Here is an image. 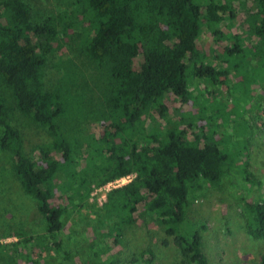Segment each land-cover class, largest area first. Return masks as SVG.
<instances>
[{"label":"trees","instance_id":"obj_1","mask_svg":"<svg viewBox=\"0 0 264 264\" xmlns=\"http://www.w3.org/2000/svg\"><path fill=\"white\" fill-rule=\"evenodd\" d=\"M204 1L212 0H73L68 13H52L32 22L26 3L0 0V77L10 88L14 109L53 135L52 141L33 145L34 156L26 152L20 131L9 122L10 107L0 92V146L11 151L20 186L34 200L44 221L40 234L16 231L12 251L18 243L44 240L45 247L55 253L62 251L70 262V253L61 248V217L85 201L94 187L134 173L126 183L111 187L99 208L112 243L117 244L122 230L134 221L133 213L141 211L172 236L184 264H209L198 228L185 221L187 187L198 177L216 184L238 157L239 144L229 149L214 134L216 119L226 117L223 107L213 105L216 109L206 113L196 101V112L206 128L199 127L190 141L187 128L191 123L183 116L179 118L183 126L174 127L169 134L153 131L143 135L140 126L143 113L159 106L167 95L185 101L191 78L224 82L217 80L215 68L196 49ZM252 2L256 11L249 16L252 25L255 18L259 20L253 30L258 41L243 44L236 38L223 47L226 53H241L245 58L246 73L236 87L239 100L264 77V0ZM227 16H232L231 10ZM71 32L82 53L106 71L104 105L111 117L97 134H87L81 142L64 126L81 115V96L71 70L66 68L64 77L51 89L42 81L44 54L60 35L70 36ZM137 54L140 60L131 66L130 59ZM243 209L250 217L247 232L264 238V202L244 200ZM108 249L103 245L79 264H112L101 258ZM6 256L14 262L15 254ZM151 261L150 254L125 264Z\"/></svg>","mask_w":264,"mask_h":264},{"label":"rangeland","instance_id":"obj_2","mask_svg":"<svg viewBox=\"0 0 264 264\" xmlns=\"http://www.w3.org/2000/svg\"><path fill=\"white\" fill-rule=\"evenodd\" d=\"M21 1L27 4L32 22H39L52 13H68L73 4V0ZM228 10L232 12L231 17L227 16ZM255 11L252 0L202 2L196 49L201 59L215 68L217 80L224 82L191 78L185 101L169 94L159 106L149 108L141 117V131L146 135L153 131L171 133L174 127L183 126L179 124V118L183 116L191 123L187 128L190 141L193 134L199 132V127H203V131L206 128L205 121L196 112V101L205 107L203 111L206 113L216 109L213 105L223 107L226 117L216 119L218 127L214 134L229 149L239 144L238 157L216 184L198 177L187 187L185 221L198 228L202 250L209 264H262L264 238H254L247 232L250 217L243 209V201L264 202V77L246 97L239 100L236 87L238 79L246 73L245 66H242L245 58L241 53L228 54L223 49L236 38L243 44L258 41L253 30L259 20L255 18L252 25L249 16ZM44 55L42 81L45 88L51 89L69 68L81 96L80 118L73 122L74 126L73 123H64L65 130H72L80 142L87 134H97L100 127L111 119L104 105L106 71L82 53L73 32L70 36L60 35L52 50ZM130 60L131 66H136L139 55ZM0 92L10 107V124L20 131L26 152L34 156L33 145L52 141L51 131L14 109L10 88L1 77ZM12 163L11 151L0 146V249L3 253L0 264H79L103 245L109 249L101 258L110 260L112 264H125L133 257L150 254V264H184L176 252L172 236L165 234L163 227L151 215L141 211L133 213L134 221L122 230L118 243H112L99 212L106 192L114 187L106 184L94 187L85 201L61 217V248L70 253V262L63 258L62 251L55 253L50 247H45L44 240L18 243L12 251L10 244L17 238L16 231L36 235L44 227L43 217L37 212L34 200L21 188ZM133 175L129 174V180ZM6 254H15L13 263L7 260Z\"/></svg>","mask_w":264,"mask_h":264},{"label":"built area","instance_id":"obj_3","mask_svg":"<svg viewBox=\"0 0 264 264\" xmlns=\"http://www.w3.org/2000/svg\"><path fill=\"white\" fill-rule=\"evenodd\" d=\"M127 180H129V174L128 175H124L122 177L115 178V179L107 182L106 185L115 186V185H119L122 182L127 181Z\"/></svg>","mask_w":264,"mask_h":264}]
</instances>
